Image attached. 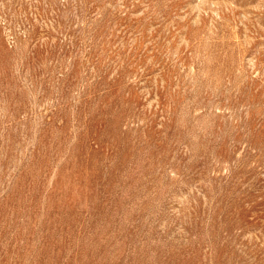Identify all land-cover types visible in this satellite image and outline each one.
<instances>
[{"label": "rangeland", "instance_id": "374dc122", "mask_svg": "<svg viewBox=\"0 0 264 264\" xmlns=\"http://www.w3.org/2000/svg\"><path fill=\"white\" fill-rule=\"evenodd\" d=\"M0 264H264V0H0Z\"/></svg>", "mask_w": 264, "mask_h": 264}]
</instances>
